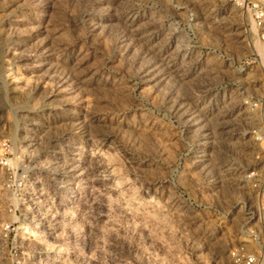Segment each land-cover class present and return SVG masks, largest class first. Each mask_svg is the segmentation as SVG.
<instances>
[{"label":"rangeland","instance_id":"obj_1","mask_svg":"<svg viewBox=\"0 0 264 264\" xmlns=\"http://www.w3.org/2000/svg\"><path fill=\"white\" fill-rule=\"evenodd\" d=\"M251 1L0 0V264H232L264 172Z\"/></svg>","mask_w":264,"mask_h":264},{"label":"built area","instance_id":"obj_2","mask_svg":"<svg viewBox=\"0 0 264 264\" xmlns=\"http://www.w3.org/2000/svg\"><path fill=\"white\" fill-rule=\"evenodd\" d=\"M234 1L238 2V0ZM240 6L244 5L240 4ZM248 10L255 26L261 30L264 29V0L251 1ZM261 120L264 124V108L261 112ZM14 165H17L15 161H8L6 158L0 160V166L10 170L5 183L6 190L10 193L17 191L23 180L20 175L17 176L18 169L15 168L14 172ZM261 173L254 171L249 176L257 199L255 212L258 215V221L245 230L242 242L230 252L232 264H264V172Z\"/></svg>","mask_w":264,"mask_h":264}]
</instances>
